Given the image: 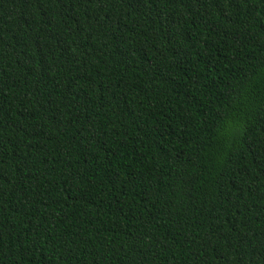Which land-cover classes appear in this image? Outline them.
I'll use <instances>...</instances> for the list:
<instances>
[{
    "label": "trees",
    "instance_id": "16d2710c",
    "mask_svg": "<svg viewBox=\"0 0 264 264\" xmlns=\"http://www.w3.org/2000/svg\"><path fill=\"white\" fill-rule=\"evenodd\" d=\"M0 264H264V0H0Z\"/></svg>",
    "mask_w": 264,
    "mask_h": 264
}]
</instances>
